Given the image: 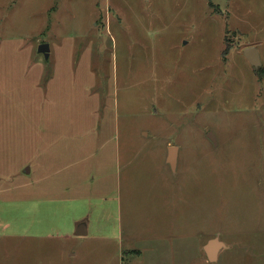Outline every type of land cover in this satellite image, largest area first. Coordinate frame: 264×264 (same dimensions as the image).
<instances>
[{"label": "rangeland", "instance_id": "obj_1", "mask_svg": "<svg viewBox=\"0 0 264 264\" xmlns=\"http://www.w3.org/2000/svg\"><path fill=\"white\" fill-rule=\"evenodd\" d=\"M216 237L264 260V0H0V264H179Z\"/></svg>", "mask_w": 264, "mask_h": 264}, {"label": "crops", "instance_id": "obj_2", "mask_svg": "<svg viewBox=\"0 0 264 264\" xmlns=\"http://www.w3.org/2000/svg\"><path fill=\"white\" fill-rule=\"evenodd\" d=\"M170 149V147L167 148V150ZM178 153H179V149L177 152V164H178ZM168 157H169V151L167 152L166 155V159L164 161V164L166 166L169 167L170 169V164L168 163ZM121 186V185H120ZM119 186V188H120ZM37 194V190L33 191L32 194L30 195H26L24 193H22L20 195L21 200L19 203V213L20 216L22 218H25L27 215L29 216V218L33 217V221L35 222V218H36V214H38V210H37V199H41ZM50 197H53V195H50ZM127 198L128 199V203H127V207H129V203L131 202V195H121L120 191L118 194L116 195H107V197L105 198L106 201V209L107 210H111L114 208V210L116 211V213L119 214V223L121 226V230H122V213L124 212V204H123V199ZM129 197V198H128ZM165 197L168 199L169 196L168 195H150V208L157 210V212H159V214L161 215L159 209L161 210V208H164L166 206V204L170 205L169 203H167V200L165 199ZM181 198V197H180ZM29 199V201H32L31 203H29V205L26 203V200ZM55 199V198H54ZM56 200V199H55ZM80 200V198L78 199ZM196 201V200H195ZM28 205V206H27ZM196 206V205H195ZM168 213V212H166ZM162 216V215H161ZM76 233H86V235H88V225L86 224V222H84V220L77 222L76 226H75V236ZM85 236V235H84ZM217 238V237H216ZM216 238H212L209 239L210 241ZM208 240V241H209ZM218 240L222 243L223 248L218 252L217 256H216V260L214 262H218L221 259V256L223 254V252L226 250L228 251V255H227V264H264V260L261 261L259 258L258 259H253L252 257H235L232 254V250H234V246H236V243L238 242H232L230 243V245H228V243H224L223 241H221L220 238H218ZM206 245V244H205ZM203 246V244L200 242V244L198 245V252L199 253L198 256L196 255H188V256H182L178 258V263L179 264H203V262L205 261L206 263L211 262L205 252V247ZM250 247V246H248ZM177 249H182L183 252H186L184 249H186V247L180 243H177L176 246ZM251 248V247H250ZM196 249H192L191 253H195ZM205 252V259L203 258V253ZM136 254H140L139 251H136ZM164 262V261H163ZM162 262V263H163ZM161 263V264H162Z\"/></svg>", "mask_w": 264, "mask_h": 264}, {"label": "water", "instance_id": "obj_3", "mask_svg": "<svg viewBox=\"0 0 264 264\" xmlns=\"http://www.w3.org/2000/svg\"><path fill=\"white\" fill-rule=\"evenodd\" d=\"M38 53L42 54L46 60H49L50 54H51V49L50 45L47 43L41 44L38 47ZM244 55L250 65H252L254 68L258 69L259 67L262 66L261 63V58H260V53L257 48L255 47H250L244 50ZM208 138L214 143L217 144L216 138L213 135V133L208 134ZM177 152L178 148L177 147H170L169 149V157H168V163L170 166L173 168V170H176L177 167ZM86 233H76V236H84ZM223 248L222 243L218 240V238L213 239L209 241V243L205 247V252L211 262H214L216 260V256L218 252Z\"/></svg>", "mask_w": 264, "mask_h": 264}]
</instances>
